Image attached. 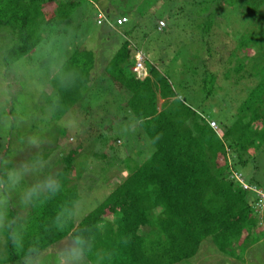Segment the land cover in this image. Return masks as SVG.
<instances>
[{"label":"trees","instance_id":"obj_1","mask_svg":"<svg viewBox=\"0 0 264 264\" xmlns=\"http://www.w3.org/2000/svg\"><path fill=\"white\" fill-rule=\"evenodd\" d=\"M242 3L244 16L260 23L264 21V0ZM51 4L56 5V16L49 20L43 11ZM98 11L101 10L97 9V14ZM67 17L64 6L56 0H0V26L15 34L13 46L4 55L9 60V65H5L10 67L34 52L38 41L50 35L53 26L59 27ZM110 26L107 25L116 31V27ZM207 28L204 26V33L209 32ZM246 38L247 35L239 39V46L257 43L261 52L257 55L264 59V27L260 29L259 39L243 40ZM212 46L206 43L209 56ZM138 50L129 43L123 44L103 68V75L122 98L128 93L125 112L139 120L140 129L155 151L141 165L127 158L136 168L79 221L80 227L108 222L107 230L97 235V248L112 256L104 264H179L195 257L207 238L212 239L222 254L235 250L246 252L263 236V233L259 237L254 235L259 216L249 202L255 194L244 191L229 176L240 174L236 167L245 168L254 163L251 153L260 151L264 145V68L256 70L260 79L230 117L231 124L218 123L222 128L216 132L202 113L174 93L167 79L154 67H147V76L142 80L131 72L130 56L142 54ZM9 55L10 58L13 55V62ZM94 64L93 52L83 49L72 52L60 65L49 84L51 96L47 101L53 117L59 118L67 112L80 100V90L92 86ZM60 76L78 78L74 86L65 88L61 87ZM158 99L163 101L159 109ZM56 136L51 141V151L57 146L59 132ZM82 147H75L54 162L63 173L64 191L27 214L26 245L38 240L50 248L63 235L45 229L62 204L79 200L77 181L83 173L79 177V169L74 175L72 172ZM9 150L10 146L5 144L0 158ZM48 155L49 151L45 156ZM254 185L264 190L263 183ZM11 214L15 215V210ZM261 221L264 224V211ZM17 259L19 255L13 252L10 263Z\"/></svg>","mask_w":264,"mask_h":264},{"label":"rangeland","instance_id":"obj_2","mask_svg":"<svg viewBox=\"0 0 264 264\" xmlns=\"http://www.w3.org/2000/svg\"><path fill=\"white\" fill-rule=\"evenodd\" d=\"M244 1L56 0L64 6L68 16L57 32L50 33L52 54L56 59L51 65L48 59L37 61L35 49L17 60L24 63L28 76L27 79L19 77L20 83L10 103L0 107L1 155L5 144L10 150L4 158L13 163L22 155L35 154L37 149L27 143L33 135L42 141L40 151L44 155L49 151L47 157H54L53 163L57 162V155L63 153L64 156L75 147L83 146L72 172L74 175L79 169V177L83 173L77 181L80 201L77 219L80 221L136 168L126 161L127 158L141 165L155 151L138 123L133 124L135 119L125 112L128 93L124 95L125 99L122 98L104 77L105 65L123 44L138 48L145 56V69L149 65L154 67L167 79L175 94L206 119L215 121L216 132H220L222 126L218 123L231 124L230 117L247 100L260 79L256 70L264 68V59L257 55L261 53L257 43L239 46L242 36L248 37L243 40L259 39L260 29L264 27V21L260 23L244 16ZM55 7L47 5L43 11L49 20L56 16ZM97 9L107 11L113 24L118 17L126 18L127 22L116 27V31L104 23L98 26L95 22ZM159 21L165 24L161 30H158ZM204 26L209 32H203ZM14 36L9 28L0 26V64L9 65L4 55L13 46ZM206 43L215 46L209 49L211 56L207 54ZM83 49L92 51L95 57L92 86L80 90V100L55 118L47 101L51 96L52 76L72 52ZM132 63L134 65V61ZM8 69L7 74H11V66ZM145 77L142 74L139 79ZM162 102L157 100L158 109ZM9 122L11 126L4 127ZM56 132H59V139L51 151ZM251 154L255 157L254 163L236 169L246 182L264 184V145L260 151ZM254 235L262 236L261 240L248 247L246 252L235 250L228 255L220 253L212 239L207 238L195 257L179 264H264V224L261 219ZM46 260L48 264H54L51 253Z\"/></svg>","mask_w":264,"mask_h":264},{"label":"clouds","instance_id":"obj_3","mask_svg":"<svg viewBox=\"0 0 264 264\" xmlns=\"http://www.w3.org/2000/svg\"><path fill=\"white\" fill-rule=\"evenodd\" d=\"M58 30L57 26L51 29L52 32ZM52 44L51 35L38 41L35 51L37 61L48 59L51 65L56 59L52 54ZM8 72V67L0 64V107L10 103L20 83L19 77L27 79L28 76V70L22 61L14 62L11 74H7ZM77 78L66 79L60 76L61 87L74 86ZM137 123L138 119L133 120V124ZM10 126V122L4 125L6 128ZM27 143L37 149L35 154L22 155L14 163L0 158V264H10L13 252L19 255L16 264H48L46 257L50 253L54 264H104V261L112 259L106 250L97 248V235L107 230L108 222L101 221L81 228L77 219L80 210L78 199L62 204L50 225L46 226L45 230L50 233L63 234L55 244L49 248L40 241L33 240L26 245L29 225L27 214L64 191V177L59 164L53 163L54 157H46L40 151V138L33 135L28 138ZM62 156L57 155L55 159L59 161ZM241 177L248 186L260 189ZM254 201L255 197H251L249 203L260 220L264 210L257 211ZM12 210H15V215L11 214Z\"/></svg>","mask_w":264,"mask_h":264},{"label":"built area","instance_id":"obj_4","mask_svg":"<svg viewBox=\"0 0 264 264\" xmlns=\"http://www.w3.org/2000/svg\"><path fill=\"white\" fill-rule=\"evenodd\" d=\"M95 22L97 25H102L107 24V25H111L110 27H118V26H122L124 25L127 20L126 18L122 17V18H118L115 21V25L111 24V22L109 21V19L106 16V12L103 11H98V15L95 18ZM165 27V24L163 21H159L158 22V30H161ZM133 61H134V65H133V73L136 74V76L139 78L140 75L145 74L147 76V71L145 69V65H144V57L141 53H135L133 55ZM210 126V128L213 131H216V129L218 128L217 124L215 121H208L207 122ZM230 178L236 182H238L242 188L246 191H252L255 194V201H254V208L257 211H262L264 210V191L256 188V187H250L247 184H245L244 180L242 179L240 174H233L232 176H230Z\"/></svg>","mask_w":264,"mask_h":264},{"label":"crops","instance_id":"obj_5","mask_svg":"<svg viewBox=\"0 0 264 264\" xmlns=\"http://www.w3.org/2000/svg\"><path fill=\"white\" fill-rule=\"evenodd\" d=\"M107 12V11H106Z\"/></svg>","mask_w":264,"mask_h":264}]
</instances>
